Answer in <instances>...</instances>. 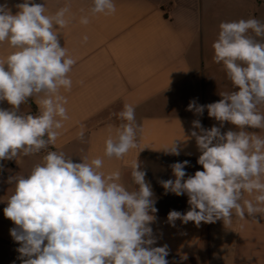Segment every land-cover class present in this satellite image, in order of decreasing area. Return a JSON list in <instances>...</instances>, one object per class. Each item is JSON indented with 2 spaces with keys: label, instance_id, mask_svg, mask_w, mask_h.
<instances>
[{
  "label": "clouds",
  "instance_id": "clouds-1",
  "mask_svg": "<svg viewBox=\"0 0 264 264\" xmlns=\"http://www.w3.org/2000/svg\"><path fill=\"white\" fill-rule=\"evenodd\" d=\"M70 5L46 14L36 0L0 3V44L13 51L0 60V174L11 172L3 162L20 155L45 152L27 175H8L14 185L3 209L11 220L10 236L19 245L20 264H169L168 244L156 246L162 232L152 225L158 220L157 198L139 159L130 163L134 189L121 183L119 170L101 171V158L73 157L48 150L69 119L67 99L76 60L61 45L59 30L72 22ZM15 9V11H13ZM90 14L113 15L114 0H92ZM79 22L89 23L83 15ZM213 43L214 61L222 63L233 90L208 104L190 100L193 113L186 139H175L162 151L180 156L194 140L197 164L203 170L188 174V159L171 163L172 179H158L165 194L186 195V212L170 210L166 223L176 221L196 227L231 224L233 214L259 222L264 213V137L251 131L264 129V20L250 17L221 22ZM88 36H83L86 43ZM35 99L36 114L20 112L21 105ZM205 111L213 119L205 127ZM115 137L105 141L104 156L122 159L138 147L140 125L135 107L125 104ZM233 127L225 130V126ZM184 131V130H183ZM81 130L78 138L83 141ZM77 157V156H76ZM252 199H245V194ZM261 218V217H260ZM15 264V261H13Z\"/></svg>",
  "mask_w": 264,
  "mask_h": 264
},
{
  "label": "crops",
  "instance_id": "crops-1",
  "mask_svg": "<svg viewBox=\"0 0 264 264\" xmlns=\"http://www.w3.org/2000/svg\"><path fill=\"white\" fill-rule=\"evenodd\" d=\"M36 2L45 4L46 14L70 5L73 17L66 28L59 30L61 45L76 60L69 73L71 90L61 89L69 119L48 150L74 156L76 162L82 156L89 160L101 158V171L119 170L121 183L129 190L136 187L130 163L138 158L157 198L158 220L152 227L162 232V238L156 246L168 244L169 264H264V213L261 218L257 215L259 222L233 214L231 224L218 221L196 227L193 222L183 225L178 220L173 228L166 223L167 214L170 210L186 212L188 198L165 194L157 183L158 179L173 178L168 166L177 161L190 160L188 174L203 170L197 164L199 152L194 140L185 148L191 155L182 153L177 157L160 150L175 139H186L195 119L186 111L190 100L196 98L199 104H208L221 99L220 93L233 90L223 64L213 59L212 45L221 22L248 19L251 12L264 20V0H114L116 12L109 16L91 15L92 0ZM259 8L262 15H258ZM83 15L89 17L87 25L79 22ZM12 51L7 42L0 44V60ZM125 104L135 107L140 125L138 147L122 159H108L104 156L105 141L115 137L121 123L117 114ZM20 112L36 114L35 99L21 105ZM201 122L205 127L216 123L207 111ZM230 127L226 124L225 130ZM81 130L85 133L83 141L78 138ZM251 131L264 137V129ZM44 154L20 155L16 161L3 162L11 172L0 174V264H20L15 251L19 245L9 232L14 224L3 212L14 185L4 181L10 174L27 175ZM244 198L252 196L246 193Z\"/></svg>",
  "mask_w": 264,
  "mask_h": 264
},
{
  "label": "rangeland",
  "instance_id": "rangeland-1",
  "mask_svg": "<svg viewBox=\"0 0 264 264\" xmlns=\"http://www.w3.org/2000/svg\"><path fill=\"white\" fill-rule=\"evenodd\" d=\"M261 11H262V8H259L258 9V15H260V14L262 15V12ZM251 13H252L251 16L254 17V12H251ZM259 19H260V17H259Z\"/></svg>",
  "mask_w": 264,
  "mask_h": 264
}]
</instances>
